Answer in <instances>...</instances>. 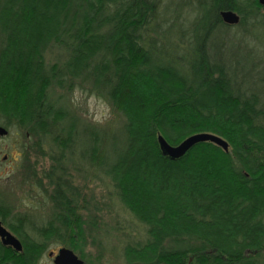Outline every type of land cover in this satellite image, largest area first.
Returning <instances> with one entry per match:
<instances>
[{
	"label": "trees",
	"instance_id": "16d2710c",
	"mask_svg": "<svg viewBox=\"0 0 264 264\" xmlns=\"http://www.w3.org/2000/svg\"><path fill=\"white\" fill-rule=\"evenodd\" d=\"M165 1L0 0V126L57 154L45 175L51 218L35 227L13 217L22 250L0 240V264H40L50 245L92 264L77 217L85 202L63 168L75 152L143 228L120 246L119 264H264V97L255 69L228 54L264 23V7L175 0L166 16ZM75 89L105 100L121 123L81 122L67 105ZM202 133L228 151L201 142L172 159L158 142ZM0 217L11 220L7 208Z\"/></svg>",
	"mask_w": 264,
	"mask_h": 264
},
{
	"label": "rangeland",
	"instance_id": "374dc122",
	"mask_svg": "<svg viewBox=\"0 0 264 264\" xmlns=\"http://www.w3.org/2000/svg\"><path fill=\"white\" fill-rule=\"evenodd\" d=\"M165 3V14L168 16L169 11L175 9L176 1L166 0ZM228 54H239L245 70L255 69L250 74L259 82L253 88L264 97V23L244 37L239 49H231ZM258 62L261 64L254 68ZM67 100L70 110L83 123L112 128L121 123L109 104L95 95L75 89L67 95ZM44 142L40 143L36 137L17 129L11 130L6 137H0V202L13 213L31 214V223L35 227L42 226L51 218L54 208L51 199L54 190L47 185L45 175L51 169L52 157L56 158L57 154ZM81 149L83 146L77 148V151ZM4 156H7L6 160L3 159ZM64 165V172L70 175L68 180L79 188L77 192L85 202L83 205L79 203L77 217L82 221L80 232L87 236L89 243L85 253L89 256L90 263L119 264L118 249L124 242L140 236L143 233L142 226L119 204L115 195H111L110 185L101 182L98 172L85 168L86 165L78 158L77 152L73 160H68ZM80 165L83 168H77ZM90 220L98 223L99 233L102 234L85 225ZM59 248V245H50L48 251L56 252ZM40 264H53L48 253L42 256Z\"/></svg>",
	"mask_w": 264,
	"mask_h": 264
},
{
	"label": "water",
	"instance_id": "95a60500",
	"mask_svg": "<svg viewBox=\"0 0 264 264\" xmlns=\"http://www.w3.org/2000/svg\"><path fill=\"white\" fill-rule=\"evenodd\" d=\"M258 3L260 6L264 7V0H258ZM220 15L223 22L227 25H235L239 21V17L232 11H223ZM7 134L8 131L4 127L0 126V137L6 136ZM158 142L163 153L172 159L183 156L193 145L201 142H210L219 146L225 152L228 151V144L222 138L208 133L190 136L177 146H170L161 136H158ZM0 240L2 245L5 247H10L16 252H20L22 250V245L19 239L7 231L1 223ZM48 257L52 258L53 264H85L73 253V251L64 247L59 248L56 252H48Z\"/></svg>",
	"mask_w": 264,
	"mask_h": 264
},
{
	"label": "flooded vegetation",
	"instance_id": "af4514ba",
	"mask_svg": "<svg viewBox=\"0 0 264 264\" xmlns=\"http://www.w3.org/2000/svg\"><path fill=\"white\" fill-rule=\"evenodd\" d=\"M8 135V134H7ZM6 135V136H7ZM6 136H3V137H6ZM3 159L4 160H6L7 159V156H4L3 157ZM8 209V212H9V215H10V219L11 220H6V219H4V220H1V217H0V223H1V225L7 230V231H9L12 235H13V233L10 231V229L7 227V224L9 223V222H14V218L13 217H15L16 216V220L17 219H19V220H21L22 221V223L23 224H26V221H25V219H27L28 220V223H27V225H29L30 223H31V214H27V213H24V214H20V213H13L12 211H11V209L8 207V206H4V205H2L1 204V202H0V212H2V209ZM8 225H11V223H9ZM16 237V236H15ZM17 238V237H16ZM18 239V238H17Z\"/></svg>",
	"mask_w": 264,
	"mask_h": 264
},
{
	"label": "bare ground",
	"instance_id": "6f19581e",
	"mask_svg": "<svg viewBox=\"0 0 264 264\" xmlns=\"http://www.w3.org/2000/svg\"><path fill=\"white\" fill-rule=\"evenodd\" d=\"M262 7V6H261ZM231 26V25H230ZM9 134V133H8ZM13 236H15L14 234H13Z\"/></svg>",
	"mask_w": 264,
	"mask_h": 264
}]
</instances>
